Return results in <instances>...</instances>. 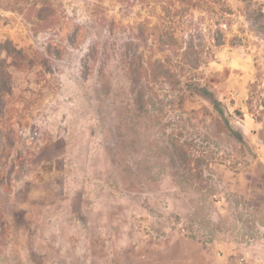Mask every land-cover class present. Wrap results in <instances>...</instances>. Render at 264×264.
Listing matches in <instances>:
<instances>
[{
  "label": "rangeland",
  "instance_id": "obj_1",
  "mask_svg": "<svg viewBox=\"0 0 264 264\" xmlns=\"http://www.w3.org/2000/svg\"><path fill=\"white\" fill-rule=\"evenodd\" d=\"M168 4L0 0V264H264V107L247 102L253 81L264 98V0L187 11L217 79L160 123L113 54L100 86L111 30L149 56ZM176 115L199 167L154 148Z\"/></svg>",
  "mask_w": 264,
  "mask_h": 264
},
{
  "label": "trees",
  "instance_id": "obj_2",
  "mask_svg": "<svg viewBox=\"0 0 264 264\" xmlns=\"http://www.w3.org/2000/svg\"><path fill=\"white\" fill-rule=\"evenodd\" d=\"M204 2L205 0H170V4L161 7L160 23L154 27L155 32L151 34L154 36L153 51L149 56L144 53L130 54L128 44L123 40L118 43V38H114L118 30L115 26V29L111 30L114 34L112 41H105L101 46V60L97 69L100 86L104 88L109 83L106 74L110 72L107 73L105 67L113 54L124 78L133 81L140 107L145 99L149 100V105L153 107L151 112H140L146 119L152 117L159 121L168 110L181 111L197 103L196 96L199 92L209 96L207 88L217 79L209 69L210 64L215 60L214 46L202 37L198 24L193 23L186 15L187 11L191 15V11ZM259 79L263 80L262 84H264V74L259 76ZM162 85L167 86L169 92L178 93L176 98L163 101L159 96V92L165 91L161 88ZM258 87L257 81L251 83L247 102L250 106H256L259 103L258 106L261 104L264 107V98L261 97ZM200 105L204 108L206 115L211 114L207 108L205 109L203 103L200 102ZM193 112L198 111L193 110ZM253 116L259 119L255 114ZM176 119L171 124L173 128L166 145L161 147L156 145L154 148L161 152L166 150L172 164L181 161L188 167L193 164L199 167V164L205 161L203 155L206 151L203 148L196 150L190 146L191 134L186 132L189 125L177 115ZM183 135H187L188 140L186 136L185 140H181ZM193 145L200 147L195 143ZM2 223L5 225L4 221Z\"/></svg>",
  "mask_w": 264,
  "mask_h": 264
}]
</instances>
